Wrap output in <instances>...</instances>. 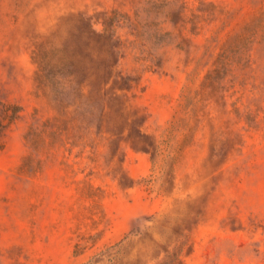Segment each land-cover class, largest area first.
<instances>
[{
  "label": "rangeland",
  "instance_id": "1",
  "mask_svg": "<svg viewBox=\"0 0 264 264\" xmlns=\"http://www.w3.org/2000/svg\"><path fill=\"white\" fill-rule=\"evenodd\" d=\"M9 116L0 264H264V0H0Z\"/></svg>",
  "mask_w": 264,
  "mask_h": 264
},
{
  "label": "trees",
  "instance_id": "2",
  "mask_svg": "<svg viewBox=\"0 0 264 264\" xmlns=\"http://www.w3.org/2000/svg\"><path fill=\"white\" fill-rule=\"evenodd\" d=\"M77 66V65H75ZM58 78H56V83L58 84L59 89L57 91L60 93V97H58V109L60 112H64L67 108V105L65 104V95H82L84 94V83L80 84L79 86H76L73 84V81H75V71L69 70L68 72L65 70H59L56 74ZM56 76V77H57ZM125 83H128V85L123 86L122 90L125 92L131 91L132 83L137 80L136 77L132 74L124 75L122 76ZM65 117V114L62 113ZM12 116H9V119L6 121L0 120V132L9 127V124L11 122ZM64 118L62 119V123L64 124ZM74 127H76L78 130L81 128V125L77 122V120H74ZM80 137V136H79ZM2 147V142L0 140V148ZM128 246V241L120 240L117 243H114L112 245L107 246L105 249H102L100 252L96 253L94 256L89 258L87 261H85L83 264H113V260L116 258L117 254L120 251V255L124 252L126 247ZM106 255L108 258L107 263H103L102 259Z\"/></svg>",
  "mask_w": 264,
  "mask_h": 264
}]
</instances>
